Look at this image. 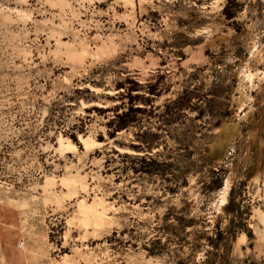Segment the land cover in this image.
Returning <instances> with one entry per match:
<instances>
[{
  "label": "rangeland",
  "instance_id": "rangeland-1",
  "mask_svg": "<svg viewBox=\"0 0 264 264\" xmlns=\"http://www.w3.org/2000/svg\"><path fill=\"white\" fill-rule=\"evenodd\" d=\"M0 264H264V0H0Z\"/></svg>",
  "mask_w": 264,
  "mask_h": 264
},
{
  "label": "trees",
  "instance_id": "trees-1",
  "mask_svg": "<svg viewBox=\"0 0 264 264\" xmlns=\"http://www.w3.org/2000/svg\"><path fill=\"white\" fill-rule=\"evenodd\" d=\"M123 119H124V120H128V119L126 118V115L123 116ZM148 164H149V165H152V164H154V162H148ZM227 208L230 209V210H233V211H237L238 208H239V205L234 204V203L231 202V203L228 205ZM241 225L244 226V224H241ZM246 231H247V233H249V235H250V230L247 229Z\"/></svg>",
  "mask_w": 264,
  "mask_h": 264
}]
</instances>
